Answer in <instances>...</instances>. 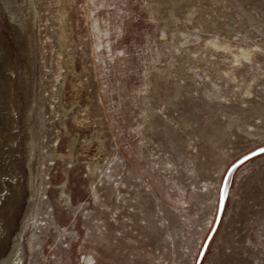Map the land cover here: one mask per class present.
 Returning <instances> with one entry per match:
<instances>
[{"label":"rangeland","instance_id":"1","mask_svg":"<svg viewBox=\"0 0 264 264\" xmlns=\"http://www.w3.org/2000/svg\"><path fill=\"white\" fill-rule=\"evenodd\" d=\"M5 54L0 264H197L264 147V0H0ZM201 264H264V154Z\"/></svg>","mask_w":264,"mask_h":264},{"label":"bare ground","instance_id":"2","mask_svg":"<svg viewBox=\"0 0 264 264\" xmlns=\"http://www.w3.org/2000/svg\"><path fill=\"white\" fill-rule=\"evenodd\" d=\"M31 51V50H30ZM31 54V53H29ZM31 56V55H30ZM8 54H5L0 61V200L4 197V177L8 174L7 170L4 167V164L9 155L6 147L11 144H18V137L15 136V131L17 130L18 126V114L21 102L20 92L21 90L17 87L19 83H22V73L20 64L18 67L15 68L14 71H11L8 67ZM31 60V59H30ZM30 63V62H29ZM17 65V64H16ZM8 66V67H7ZM29 68V67H28ZM12 75H16V80L14 83L16 85V95L12 92L13 88L11 85V79H9ZM26 77L29 79V75L26 73ZM26 82V81H25ZM29 83V82H28ZM30 85V84H29ZM28 85V86H29ZM29 88V87H28ZM18 151V149H17ZM12 152V151H11ZM18 153V152H17ZM10 165V164H9ZM6 166V165H5ZM16 171V170H14ZM10 178L16 182L15 173L10 172L8 175ZM9 180V179H7ZM18 188V187H17ZM7 190V188H6ZM6 192V191H5ZM7 193V192H6ZM1 210V209H0ZM3 214V213H1ZM0 214V215H1ZM1 217V216H0ZM2 221V218H0ZM1 223V222H0ZM5 229V228H3ZM2 226L0 225V232L3 231ZM18 252L16 251L14 257L11 259L14 264H18Z\"/></svg>","mask_w":264,"mask_h":264},{"label":"water","instance_id":"3","mask_svg":"<svg viewBox=\"0 0 264 264\" xmlns=\"http://www.w3.org/2000/svg\"><path fill=\"white\" fill-rule=\"evenodd\" d=\"M262 149H264V147L254 151L253 153H251V154H249L247 156H245L238 163H236L234 166H232L229 169V171H228V173L226 175V178H225V182H224V185H223L222 192H221V200H220V206H219V213H218L217 222H216L213 230L211 231V233H210V235H209V237H208V239H207V241L205 243V246H204V248H203V250H202V252L200 254V257L198 259L197 264H201L203 256L205 254V251H206V249H207V247H208V245H209V243H210V241H211V239H212V237H213V235H214V233H215V231H216V229L218 227L219 221H220L222 213L224 211L225 203H226L227 196H228V191H229V188H230L231 178H232V175H233L234 171L237 169L238 166H240L245 161H247V160H249V159H251L253 157L259 156L261 154H264V151H262Z\"/></svg>","mask_w":264,"mask_h":264},{"label":"snow or ice","instance_id":"4","mask_svg":"<svg viewBox=\"0 0 264 264\" xmlns=\"http://www.w3.org/2000/svg\"><path fill=\"white\" fill-rule=\"evenodd\" d=\"M262 151H264V149H262Z\"/></svg>","mask_w":264,"mask_h":264}]
</instances>
